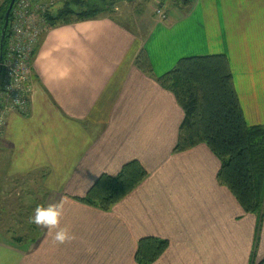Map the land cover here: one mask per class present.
Wrapping results in <instances>:
<instances>
[{
    "label": "crops",
    "instance_id": "0c3cea01",
    "mask_svg": "<svg viewBox=\"0 0 264 264\" xmlns=\"http://www.w3.org/2000/svg\"><path fill=\"white\" fill-rule=\"evenodd\" d=\"M172 1L156 2L165 20L146 11L132 27L100 16L42 37L29 115L11 113L0 139V197L5 181L41 175V206L62 205L74 239L57 243L30 220L35 242L0 233V264H137L148 237L170 243L155 264H264V210L246 214L218 183L206 145L174 153L185 115L156 81L182 59L225 55L247 124L264 127V0ZM142 52L153 77L136 67ZM132 161L149 178L110 212L76 201Z\"/></svg>",
    "mask_w": 264,
    "mask_h": 264
},
{
    "label": "trees",
    "instance_id": "16d2710c",
    "mask_svg": "<svg viewBox=\"0 0 264 264\" xmlns=\"http://www.w3.org/2000/svg\"><path fill=\"white\" fill-rule=\"evenodd\" d=\"M12 1L7 0L0 12V34ZM194 1L172 2L187 8ZM71 5L86 9L77 13L72 11ZM97 7L84 4L83 0H69L57 16L48 15L47 19L52 28L91 20L104 13L103 8ZM7 42L8 31L4 51ZM136 67L153 77L152 65L145 52L138 56ZM156 81L175 96L184 111L174 153H186L206 145L221 163L218 183L230 191L246 214L261 216L264 210V127L247 124L228 58L225 55L185 58ZM148 178L144 166L139 161H132L116 176L102 175L87 196L76 201L108 213ZM169 247V241L164 239H141L135 261L137 264H155ZM253 257L251 264H255Z\"/></svg>",
    "mask_w": 264,
    "mask_h": 264
},
{
    "label": "rangeland",
    "instance_id": "374dc122",
    "mask_svg": "<svg viewBox=\"0 0 264 264\" xmlns=\"http://www.w3.org/2000/svg\"><path fill=\"white\" fill-rule=\"evenodd\" d=\"M6 1L7 0H0L1 2L0 12ZM21 1L25 2L27 5L29 4L30 8H32L31 10H33L34 13L36 14L39 13L41 15L44 14L47 20L46 29H48L46 33H48L51 29H53L49 24L47 16L48 15H52L53 17L57 16L58 13L65 8L66 4L69 3V0H17L11 12L10 19H12V15L17 4H19ZM157 1L158 0H136L133 3H128L126 0H83V3L90 6L96 5L100 9L103 8L104 13L99 15L98 17L100 16L101 17L105 16L110 18L113 17L126 26L131 25L132 27H137L136 21L139 18V16L141 17L142 15L146 14L149 11H151V14L153 12L155 13V11L156 14H158V11L161 10V6L156 3ZM178 8H183V7H178ZM71 9L72 11L79 13L82 10H85L86 8L84 7L81 9L80 6L71 5ZM46 33L40 36L37 49L41 43L42 37ZM1 35H2V31L0 34V46H1ZM32 62H31V67H32ZM31 101H32V92H31ZM28 115H29V111L28 114L22 116H28ZM1 138L2 136L0 137V139ZM40 177L41 175H36L32 177L33 182L29 180L28 181L19 180L16 182L12 181L13 183L11 182L9 183L8 181L2 183L4 185L3 189L5 195L3 198L0 197V205L2 201L3 203L2 205L5 208L7 207L9 208H7L6 214L0 213V222L2 221L0 223V233L6 236L7 239H9L13 243L15 242L22 243L26 239L31 242H34L40 236L38 230L36 228L33 229L34 224L32 225L30 223L31 217H33L34 214V209L38 206H41L43 202V194L41 190L42 185L38 181ZM10 191H13L14 195L12 197H10Z\"/></svg>",
    "mask_w": 264,
    "mask_h": 264
},
{
    "label": "built area",
    "instance_id": "2783aa9c",
    "mask_svg": "<svg viewBox=\"0 0 264 264\" xmlns=\"http://www.w3.org/2000/svg\"><path fill=\"white\" fill-rule=\"evenodd\" d=\"M31 9L29 4L21 1L14 9L9 23L0 77V137L11 113L26 115L30 108L31 62L40 36L48 31L44 14H36ZM158 15L166 19L161 10Z\"/></svg>",
    "mask_w": 264,
    "mask_h": 264
},
{
    "label": "clouds",
    "instance_id": "9594fccd",
    "mask_svg": "<svg viewBox=\"0 0 264 264\" xmlns=\"http://www.w3.org/2000/svg\"><path fill=\"white\" fill-rule=\"evenodd\" d=\"M62 215V205L38 206L34 209V216L31 217V221L34 224L49 229L53 240L63 244L74 239V236L70 228L60 226Z\"/></svg>",
    "mask_w": 264,
    "mask_h": 264
},
{
    "label": "water",
    "instance_id": "95a60500",
    "mask_svg": "<svg viewBox=\"0 0 264 264\" xmlns=\"http://www.w3.org/2000/svg\"><path fill=\"white\" fill-rule=\"evenodd\" d=\"M17 0H13L9 6V9L7 11L6 17H5V25L3 27L2 30V35H1V46H0V77L2 74V64H3V60H4V48H5V39H6V35H7V31H8V27H9V22H10V16H11V12L14 8V5L16 3ZM128 3H133L136 0H126Z\"/></svg>",
    "mask_w": 264,
    "mask_h": 264
}]
</instances>
